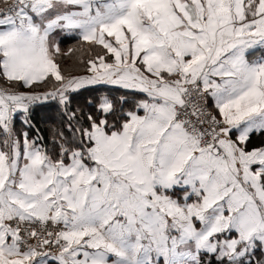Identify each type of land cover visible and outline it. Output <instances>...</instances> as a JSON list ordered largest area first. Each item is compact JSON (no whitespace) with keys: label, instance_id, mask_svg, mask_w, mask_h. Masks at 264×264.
Returning <instances> with one entry per match:
<instances>
[{"label":"snow or ice","instance_id":"obj_1","mask_svg":"<svg viewBox=\"0 0 264 264\" xmlns=\"http://www.w3.org/2000/svg\"><path fill=\"white\" fill-rule=\"evenodd\" d=\"M0 264H264V0H0Z\"/></svg>","mask_w":264,"mask_h":264},{"label":"trees","instance_id":"obj_2","mask_svg":"<svg viewBox=\"0 0 264 264\" xmlns=\"http://www.w3.org/2000/svg\"><path fill=\"white\" fill-rule=\"evenodd\" d=\"M69 47L73 48H79V44H77L75 39H64L61 43V48L66 52ZM84 52H87V48L85 46ZM81 56L80 51H74L73 53H70L68 56L64 57L62 60V66L68 69L69 71L74 70V65L77 61V59ZM86 58V55H85Z\"/></svg>","mask_w":264,"mask_h":264}]
</instances>
